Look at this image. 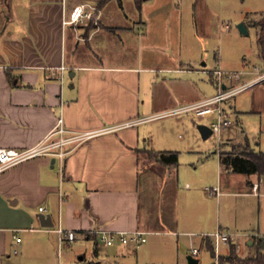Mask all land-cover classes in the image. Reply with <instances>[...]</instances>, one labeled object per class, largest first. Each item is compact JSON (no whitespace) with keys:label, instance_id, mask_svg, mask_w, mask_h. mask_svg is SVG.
I'll return each instance as SVG.
<instances>
[{"label":"crops","instance_id":"obj_1","mask_svg":"<svg viewBox=\"0 0 264 264\" xmlns=\"http://www.w3.org/2000/svg\"><path fill=\"white\" fill-rule=\"evenodd\" d=\"M24 2L0 21V148L34 146L60 115L72 130L136 123L78 146L61 171L37 157L0 173V264H188L191 248L206 247L201 234L217 227L238 234L239 256H252L254 238L264 239V176L232 172L223 159L246 141L264 152V81L226 101L235 120L213 146L199 143L210 137L191 127L192 113L162 116L215 95L213 71L231 67L212 54L230 28L222 14L209 0H144L131 18L106 15L113 0ZM81 3L94 7L91 19L67 24ZM248 114L260 115L255 125ZM147 151L177 152L178 166ZM41 206L53 227L40 225ZM57 228L79 233L75 249L59 247ZM99 228L148 240L140 251L103 248L85 236Z\"/></svg>","mask_w":264,"mask_h":264},{"label":"built area","instance_id":"obj_2","mask_svg":"<svg viewBox=\"0 0 264 264\" xmlns=\"http://www.w3.org/2000/svg\"><path fill=\"white\" fill-rule=\"evenodd\" d=\"M91 7L88 3L76 5L69 14L67 24L75 27L82 25L86 20L92 17ZM247 64L244 63L243 67ZM60 69L66 70L67 67L61 66ZM245 74H254L255 77L247 82H242ZM213 76L216 85V93L214 96L203 101L188 104L162 114V116L180 115L192 113L196 119L208 120L206 124L212 131V136L221 142L223 132L228 130L232 125V119L225 108L226 101L234 97L240 91L252 86L255 83L264 81V72H260L257 68L254 70L245 71H226L220 67L213 71ZM160 117V116H158ZM146 119L139 120L145 121ZM138 122V120H137ZM134 122H125L116 126L94 129V130H72L65 126L62 115L57 117L54 128L46 134V136L37 144L25 149L0 148V173L6 169L20 164L24 161L37 158L48 157L49 159L58 162L60 171L63 169L64 162L67 156L72 153L78 146L88 142L89 140L98 137L104 133L114 132L120 128L128 127ZM258 184H254L252 190L257 192ZM209 195H217L218 188H207ZM40 213L46 214V208L41 206L38 208ZM56 232L59 235V247L72 246L78 238V232L57 228ZM90 234L95 236L98 246L109 248L114 246H133L140 247L147 241V232L141 230H112L99 228L93 230ZM211 238L214 249L213 264H221L220 262V245H229L233 241V236L229 232L218 228L216 231L205 235ZM19 241V238H16ZM200 254V249L197 247L191 248L190 255L197 258Z\"/></svg>","mask_w":264,"mask_h":264},{"label":"rangeland","instance_id":"obj_3","mask_svg":"<svg viewBox=\"0 0 264 264\" xmlns=\"http://www.w3.org/2000/svg\"><path fill=\"white\" fill-rule=\"evenodd\" d=\"M88 3H96L99 0H85ZM212 4L213 8L220 12L222 16L224 17V25L228 24L229 29H224V35L222 34L221 37L218 39L216 38L214 41V53L212 52L213 56L216 54L221 55L223 57V60L225 62H228L227 65L230 67L236 66L238 67V70H234L231 67L225 68L226 71H241V70H254V68H257L260 72H264V62L261 57L258 55L257 51V37H258V29L248 24L250 18H258L262 14H264V0H209ZM19 3V4H18ZM25 4L24 0H0V21L4 20L6 15L9 13V10L11 9V6L17 7V9H22L23 5ZM11 5V6H10ZM106 15H112V13L118 12L120 16H126L128 15L130 18L132 16H137L138 12L134 6L133 0H123L122 5H116V1L113 0V2H109V5L105 8ZM243 24L247 30L246 33H243L240 31L239 25ZM222 38V40H221ZM221 47V52L218 50ZM219 51V53H218ZM215 60V59H214ZM222 60V59H221ZM246 63L247 65L243 67V64ZM254 74H245L242 78V82H245L247 79L254 77ZM246 94L245 93V97ZM240 95V94H239ZM237 95V97L239 96ZM229 104L225 105L226 110L229 113V116L231 119L235 120V115L233 111L228 107ZM260 115H257L254 117L253 114H248V119L255 125V121L259 120ZM196 121L191 122V127L195 128L197 130L198 125L200 124H208V120L203 119H195ZM264 121V117H263ZM183 127L185 129H190L185 124H183ZM199 134V133H198ZM200 138V135H199ZM201 140V139H200ZM215 141L214 136H210V138L206 141H199L200 144H210L213 146ZM216 142V141H215ZM243 145H236L234 146L235 152L239 153L242 149ZM215 149V147H214ZM214 186H206V188H212ZM257 210V209H256ZM218 229L215 228L212 232L216 231ZM224 230V229H223ZM210 232V233H212ZM210 233H203L201 235H208ZM200 234V232H199ZM232 236L236 238L238 234L232 233ZM148 240V237H146ZM240 240H242V243L244 247H246V243L244 240V237H241ZM80 243V240L72 244V248L75 249L77 244ZM91 248L93 246V242L90 241ZM254 244H252L251 247H253ZM142 247V246H141ZM227 245H220V258L224 255L226 252ZM113 248V247H109ZM198 248V247H197ZM142 250V248H138V251ZM68 251V248L64 249L63 253L66 254ZM236 252L238 254V249L236 247ZM227 254V253H226ZM104 253H100V260L103 259ZM142 258V256H141ZM130 259V258H129ZM198 259L200 264H213L214 262V256L211 255V252L207 247H202L200 249V254L198 255ZM221 264H225L220 260ZM74 262H71V264ZM115 262H108L104 259V261L101 264H114ZM119 264H124L122 262H119ZM171 264H176V261L170 262Z\"/></svg>","mask_w":264,"mask_h":264},{"label":"trees","instance_id":"obj_4","mask_svg":"<svg viewBox=\"0 0 264 264\" xmlns=\"http://www.w3.org/2000/svg\"><path fill=\"white\" fill-rule=\"evenodd\" d=\"M106 1V0H103ZM144 0H134L137 9L141 8ZM120 2V0H118ZM252 25L258 29L257 44L259 52L264 59V14L258 20H253ZM239 153H230L224 155V163L229 165L232 172L245 173V174H257L264 176V152L254 151L250 148L248 142L241 147ZM150 158L156 162L164 165L165 167H177L178 166V153L177 152H154L147 151ZM88 239L95 240L93 234L85 235ZM254 254L249 257H241L236 252V245L232 242L229 244L228 253L223 255L220 260L225 264H264V239L254 238L253 242ZM206 247L210 250L211 255L214 256L213 243L211 238L206 237Z\"/></svg>","mask_w":264,"mask_h":264},{"label":"water","instance_id":"obj_5","mask_svg":"<svg viewBox=\"0 0 264 264\" xmlns=\"http://www.w3.org/2000/svg\"><path fill=\"white\" fill-rule=\"evenodd\" d=\"M239 28H240L241 32H243V33L247 32V30L243 24L239 25ZM198 129H199L203 139H207L210 136H212V131L207 125L200 124V125H198ZM38 219H39L40 225L42 227H53L54 226V224L52 222V218L49 214L40 213L38 215ZM249 244L251 245L252 241L249 242ZM187 260H188V264H199L198 259L191 256V255L187 257Z\"/></svg>","mask_w":264,"mask_h":264}]
</instances>
